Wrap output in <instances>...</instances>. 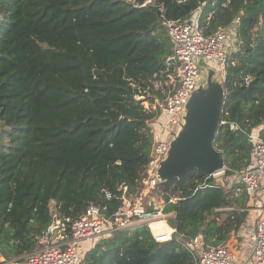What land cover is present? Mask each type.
I'll list each match as a JSON object with an SVG mask.
<instances>
[{
    "label": "trees",
    "instance_id": "16d2710c",
    "mask_svg": "<svg viewBox=\"0 0 264 264\" xmlns=\"http://www.w3.org/2000/svg\"><path fill=\"white\" fill-rule=\"evenodd\" d=\"M198 8L208 33L240 18L213 143L229 177L250 163V135L264 140V0H0L2 264L41 247L55 219L71 222L89 203L110 215L120 201L107 195L141 189L153 117L142 102L158 95L153 82L172 55L164 22ZM235 188L197 170L159 182L148 195L175 214L171 241L154 242L143 225L118 230L81 264H197L194 236L225 245L245 222L248 196Z\"/></svg>",
    "mask_w": 264,
    "mask_h": 264
},
{
    "label": "built area",
    "instance_id": "2783aa9c",
    "mask_svg": "<svg viewBox=\"0 0 264 264\" xmlns=\"http://www.w3.org/2000/svg\"><path fill=\"white\" fill-rule=\"evenodd\" d=\"M129 1L133 3V0ZM150 2L151 0H147L142 7ZM200 13L201 8H198L188 20L164 22L172 55L166 61V69L159 74L160 80L153 82L158 95L153 96L152 101L142 102L144 109L152 113L153 117L146 123L151 137V149L141 189L133 194L129 192L127 185L122 184L117 194L107 195L110 199L120 201V205L110 215L105 214V207L89 203L83 213L71 222L55 219L47 228L41 247L21 259L5 264H81L85 253L95 245V240L111 237L118 230L139 225L148 229L154 242L161 244L171 241L175 229L170 226L169 220L175 214L163 212V206L154 208L151 203L154 199L147 200L148 192L159 183L156 171L167 157L170 136L179 126L184 106L200 80L199 63L203 62L215 71L211 63L218 62L223 79L229 65V55L238 46V16L229 25L208 33L205 27L203 29L200 26ZM212 14L213 12L208 15L207 20ZM136 98L139 100L143 97ZM230 129L235 130L236 126L230 124ZM250 141L253 143V150L251 161L246 167L240 171H232L229 177L225 176V171L228 170L226 167L210 176L222 184L226 182L227 185H236V196L246 193L250 200L259 203L264 200V140L258 134H251ZM151 206L153 210H148ZM158 225L162 227L154 229ZM84 244L88 246L85 247ZM247 244L252 248L253 264H264V213L260 212ZM187 248L197 256V264L238 263L233 248L207 245L201 233L187 243Z\"/></svg>",
    "mask_w": 264,
    "mask_h": 264
},
{
    "label": "water",
    "instance_id": "95a60500",
    "mask_svg": "<svg viewBox=\"0 0 264 264\" xmlns=\"http://www.w3.org/2000/svg\"><path fill=\"white\" fill-rule=\"evenodd\" d=\"M147 0H133L142 7ZM200 80L184 106L179 126L171 134L169 151L156 171L159 182L181 179L192 170L211 174L224 169L222 154L213 145L222 121L225 91L222 80L203 62Z\"/></svg>",
    "mask_w": 264,
    "mask_h": 264
},
{
    "label": "crops",
    "instance_id": "0c3cea01",
    "mask_svg": "<svg viewBox=\"0 0 264 264\" xmlns=\"http://www.w3.org/2000/svg\"><path fill=\"white\" fill-rule=\"evenodd\" d=\"M256 200H253L248 197V208H247V217L245 222L242 224L240 230L234 235L231 236L228 243L225 244L233 248L237 249L236 244H239V249L245 248V256L240 257L239 263L237 264H253V258L251 257L252 248L249 244H247L248 237L252 229L255 227L257 220L259 219L260 212L264 213V200H260L259 203H255ZM263 201V202H262ZM263 212V213H262ZM235 245V247H234ZM3 259H0V264ZM5 264V263H3Z\"/></svg>",
    "mask_w": 264,
    "mask_h": 264
},
{
    "label": "rangeland",
    "instance_id": "374dc122",
    "mask_svg": "<svg viewBox=\"0 0 264 264\" xmlns=\"http://www.w3.org/2000/svg\"><path fill=\"white\" fill-rule=\"evenodd\" d=\"M235 40V39H234ZM231 43H233L234 44V42H232L231 41ZM233 44H231V46L233 45ZM211 66H213L214 67V69H215V71H216V74H217V76H216V78H217V80H222V76H221V73H219V63L218 62H213V63H211ZM147 196H149V195H147ZM154 199L151 203L153 204L152 206L154 207V208H158V207H162L164 204H163V202H162V200L159 198V197H157V196H154V195H150L148 198H147V200L148 201H150L151 199ZM50 208H51V210L52 211H54V204L53 203H51V206H50ZM96 242H98L99 240L97 239V240H95ZM95 242V243H96ZM84 246L85 247H87L88 246V244H84ZM234 247H235V245H234ZM236 247H237V249H235V250H233L234 252H235V254L237 255V257H238V263H239V259H240V257H242V256H245L246 255V253H245V250L242 248H240L239 249V244H236ZM91 249V248H90ZM89 249V250H90ZM88 250V251H89Z\"/></svg>",
    "mask_w": 264,
    "mask_h": 264
},
{
    "label": "bare ground",
    "instance_id": "6f19581e",
    "mask_svg": "<svg viewBox=\"0 0 264 264\" xmlns=\"http://www.w3.org/2000/svg\"><path fill=\"white\" fill-rule=\"evenodd\" d=\"M159 226H160V227H162V225H158L157 227L155 226V228H154V229L158 228Z\"/></svg>",
    "mask_w": 264,
    "mask_h": 264
}]
</instances>
